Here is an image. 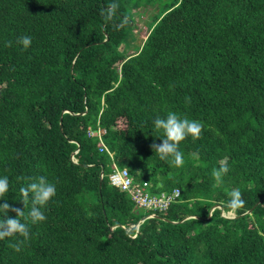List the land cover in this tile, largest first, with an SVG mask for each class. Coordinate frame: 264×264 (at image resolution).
<instances>
[{
	"label": "trees",
	"instance_id": "trees-1",
	"mask_svg": "<svg viewBox=\"0 0 264 264\" xmlns=\"http://www.w3.org/2000/svg\"><path fill=\"white\" fill-rule=\"evenodd\" d=\"M132 1L0 0L6 202L25 210L19 190L39 176L57 188L21 251L9 245L23 237L0 240V264H264V0L161 3L130 54ZM111 3L119 8L106 23ZM168 112L203 124L200 139L181 142L179 168L150 147L163 138L153 121ZM98 128L103 151L89 135ZM222 161L229 172L217 183ZM116 167L152 193L181 196L165 212L139 209L110 183ZM234 188L245 205L232 212Z\"/></svg>",
	"mask_w": 264,
	"mask_h": 264
},
{
	"label": "clouds",
	"instance_id": "clouds-1",
	"mask_svg": "<svg viewBox=\"0 0 264 264\" xmlns=\"http://www.w3.org/2000/svg\"><path fill=\"white\" fill-rule=\"evenodd\" d=\"M119 5L111 3L101 12L105 22L113 21L117 16ZM127 23V20H124ZM116 26V25H114ZM17 43L27 50L32 44V38L24 35L17 38ZM10 47L11 42H6ZM154 129L156 132H162V143H153L151 149L161 160L169 163L172 167H182L184 165V154L180 151V144L189 136L193 140L201 138L203 124L200 121L181 117L175 112H168L166 118L157 117L154 121ZM229 168L226 162H221L219 168H213L211 175L217 183L223 182V177L227 175ZM23 179V178H20ZM9 193V178L7 176L0 177V200L5 202L0 204V240L14 236L23 237L17 239L15 243L9 246L14 251L19 252L22 245L30 239V225H38L47 220L45 209L47 205L57 194L56 183L50 182L46 177L39 176L32 179L26 186L20 188V201L24 205V209H28L27 214L21 208L13 207L6 202V196ZM229 200L227 208L232 212L244 207L245 201L242 193L238 188L227 190ZM29 202L31 204L30 208ZM9 212L16 214L15 218L9 216Z\"/></svg>",
	"mask_w": 264,
	"mask_h": 264
},
{
	"label": "built area",
	"instance_id": "built-area-1",
	"mask_svg": "<svg viewBox=\"0 0 264 264\" xmlns=\"http://www.w3.org/2000/svg\"><path fill=\"white\" fill-rule=\"evenodd\" d=\"M105 132L106 131L102 128L90 130L89 132L91 137L100 140L101 151H103V147L105 146L103 141V134ZM110 183L112 186L127 192L135 205L139 209L145 211L165 212L173 203H176L181 196V190L179 188H175L171 192L152 193L150 183L147 181L135 180L128 168H114L110 174Z\"/></svg>",
	"mask_w": 264,
	"mask_h": 264
},
{
	"label": "rangeland",
	"instance_id": "rangeland-1",
	"mask_svg": "<svg viewBox=\"0 0 264 264\" xmlns=\"http://www.w3.org/2000/svg\"><path fill=\"white\" fill-rule=\"evenodd\" d=\"M166 2H172V0H144V2L133 0L128 5V18L133 21L130 44L127 47L130 54L136 52L137 48L143 45L157 17L164 14V8L162 6L157 8V5Z\"/></svg>",
	"mask_w": 264,
	"mask_h": 264
},
{
	"label": "water",
	"instance_id": "water-1",
	"mask_svg": "<svg viewBox=\"0 0 264 264\" xmlns=\"http://www.w3.org/2000/svg\"><path fill=\"white\" fill-rule=\"evenodd\" d=\"M123 50V49H122ZM61 129L63 130V127L61 126ZM78 152V150L75 152V154ZM102 185V183L100 184V186ZM217 208H219V209H222L220 206H215V207H213L212 208V211H214L215 209H217ZM252 211L253 210H250V211H248V212H246V214H250V213H252ZM222 215L223 216H225V217H227V218H235L236 216L233 214V213H229V214H225V213H222ZM154 217H159L157 214H151V215H147V216H145L138 224H137V226L139 227V225H140V223H142V222H144L145 220H147V219H149V218H154ZM190 218H192V216H189V217H187L186 218V220L187 219H190ZM183 221H185V220H183Z\"/></svg>",
	"mask_w": 264,
	"mask_h": 264
}]
</instances>
